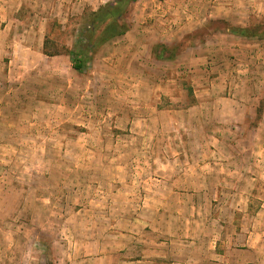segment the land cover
Instances as JSON below:
<instances>
[{
    "label": "rangeland",
    "instance_id": "374dc122",
    "mask_svg": "<svg viewBox=\"0 0 264 264\" xmlns=\"http://www.w3.org/2000/svg\"><path fill=\"white\" fill-rule=\"evenodd\" d=\"M138 233L264 264V0H0V264Z\"/></svg>",
    "mask_w": 264,
    "mask_h": 264
},
{
    "label": "crops",
    "instance_id": "0c3cea01",
    "mask_svg": "<svg viewBox=\"0 0 264 264\" xmlns=\"http://www.w3.org/2000/svg\"><path fill=\"white\" fill-rule=\"evenodd\" d=\"M146 237L147 236L138 233V258L132 259L131 261H125L118 256V258H111L112 264H163L161 263L162 258L160 257H165L168 255H174L172 258L179 261V259L176 257L178 253L173 248L166 249L165 251L160 250L161 245L165 244L164 242H158V244L157 241H155L154 243L147 242ZM169 245V247H172L171 244ZM191 246V242H188L186 246L184 244V249H186V253H184L183 255L182 264L197 263L196 261H194L195 256L191 254ZM199 258L203 260V254L200 253ZM200 262L199 264H204V260L201 263ZM173 264H180V262H174Z\"/></svg>",
    "mask_w": 264,
    "mask_h": 264
},
{
    "label": "trees",
    "instance_id": "16d2710c",
    "mask_svg": "<svg viewBox=\"0 0 264 264\" xmlns=\"http://www.w3.org/2000/svg\"><path fill=\"white\" fill-rule=\"evenodd\" d=\"M111 13H115L114 9L112 10ZM118 33H119V32L116 30V31L112 32L111 35H110L109 37L111 38V37H113L114 35H117ZM43 53H44L45 55H48V56H53V55H57V54H58V52H54V53H48V52H46V50H45V44H44V50H43ZM81 63H82L81 59L78 58V57H76V55L72 57V67H73L74 69H76V70H80V69L82 68Z\"/></svg>",
    "mask_w": 264,
    "mask_h": 264
}]
</instances>
